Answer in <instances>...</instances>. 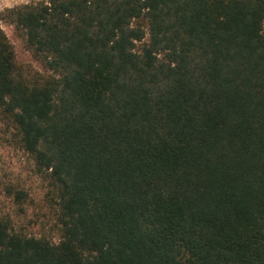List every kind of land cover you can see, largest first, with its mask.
I'll list each match as a JSON object with an SVG mask.
<instances>
[{
    "label": "trees",
    "instance_id": "1",
    "mask_svg": "<svg viewBox=\"0 0 264 264\" xmlns=\"http://www.w3.org/2000/svg\"><path fill=\"white\" fill-rule=\"evenodd\" d=\"M0 25V264H264V0H40ZM34 207L25 223L22 219ZM39 226V229L35 228Z\"/></svg>",
    "mask_w": 264,
    "mask_h": 264
},
{
    "label": "rangeland",
    "instance_id": "2",
    "mask_svg": "<svg viewBox=\"0 0 264 264\" xmlns=\"http://www.w3.org/2000/svg\"><path fill=\"white\" fill-rule=\"evenodd\" d=\"M36 1L40 0H0V25L5 30L10 41L14 45L17 63L19 65L28 66L31 70L48 75L50 72L34 57L31 50L28 49L21 32L17 30L16 26L1 20V16L6 9ZM0 177H5L14 181L20 180L24 182L27 187H33L35 191L34 195H37L36 198H39L41 195L39 181L31 171V163L28 157L23 152L15 150L6 143L4 144L1 137ZM16 208L17 206L10 199V197H6L4 193L0 192V212L10 214L13 219L19 221V213ZM34 209L35 208L31 206L28 214L22 217L25 223H27V219L32 216ZM35 229L38 230L39 226Z\"/></svg>",
    "mask_w": 264,
    "mask_h": 264
}]
</instances>
